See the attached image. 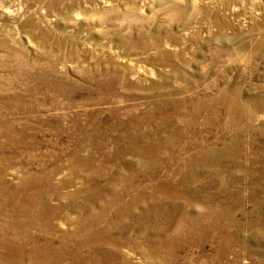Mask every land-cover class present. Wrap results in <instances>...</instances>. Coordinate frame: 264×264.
Here are the masks:
<instances>
[{
    "label": "rangeland",
    "instance_id": "374dc122",
    "mask_svg": "<svg viewBox=\"0 0 264 264\" xmlns=\"http://www.w3.org/2000/svg\"><path fill=\"white\" fill-rule=\"evenodd\" d=\"M0 257L264 264V0H0Z\"/></svg>",
    "mask_w": 264,
    "mask_h": 264
},
{
    "label": "bare ground",
    "instance_id": "6f19581e",
    "mask_svg": "<svg viewBox=\"0 0 264 264\" xmlns=\"http://www.w3.org/2000/svg\"><path fill=\"white\" fill-rule=\"evenodd\" d=\"M57 4H59V3H57ZM53 5V4H52ZM53 8H57V5L56 4H54L53 5ZM52 8V9H53ZM11 15V14H10ZM13 16H18L19 15V12H15V13H13L12 14ZM166 64V63H165ZM98 88H100V87H98ZM136 167V166H135ZM134 219V218H133ZM126 228V227H125ZM136 229V228H135ZM4 246V245H3ZM4 247H6V246H4ZM98 248H100V247H98ZM9 249V248H8ZM97 250V249H96ZM104 250V249H103ZM119 252V251H118ZM7 253V252H6ZM94 253H96V252H94ZM108 253V252H107ZM116 253H117V251H116ZM118 254V253H117ZM102 256V255H101ZM85 257V256H84ZM94 257V256H93ZM98 257H100V256H98ZM125 257V256H124ZM0 258H2V257H0ZM5 259H6V257H5ZM60 261V260H59ZM59 261H57V262H59ZM80 261V260H79ZM60 263V262H59ZM117 263V262H116ZM22 264V263H21ZM110 264V263H109Z\"/></svg>",
    "mask_w": 264,
    "mask_h": 264
}]
</instances>
